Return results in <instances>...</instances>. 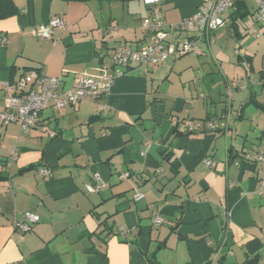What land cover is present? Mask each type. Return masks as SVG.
<instances>
[{
	"label": "crops",
	"instance_id": "obj_1",
	"mask_svg": "<svg viewBox=\"0 0 264 264\" xmlns=\"http://www.w3.org/2000/svg\"><path fill=\"white\" fill-rule=\"evenodd\" d=\"M13 1L18 12L0 19V111L4 85L31 69L62 76L66 88L96 75L118 46L146 39L141 21L152 13L143 0ZM201 1L155 5L169 41L187 36L169 26ZM250 15L241 0L201 34L197 54L133 70L99 101L47 106L27 133L0 120V264H264L263 165L231 163L264 152V26ZM54 16L64 27L38 38ZM210 117L214 130L174 131L175 121L184 129L185 118ZM96 174L102 186L88 192ZM25 211L39 220L22 232L14 223ZM154 213L164 223L152 225Z\"/></svg>",
	"mask_w": 264,
	"mask_h": 264
},
{
	"label": "built area",
	"instance_id": "obj_2",
	"mask_svg": "<svg viewBox=\"0 0 264 264\" xmlns=\"http://www.w3.org/2000/svg\"><path fill=\"white\" fill-rule=\"evenodd\" d=\"M152 10L149 16L142 19L141 25L146 31V39L136 48L128 45L118 46L112 54L110 65L98 66L96 75L80 73L75 77L72 87H63L62 76H48L40 69H31L13 82L4 85L3 106L0 111L2 125L18 123L20 130L27 133L39 120L42 110L51 106L61 108L67 104H74L83 99L101 100L108 93L114 81L133 70L143 66L158 65L166 61L170 56H179L186 53L197 54L202 45L201 34L216 29L224 23L223 15L235 3L236 0H202L197 11L184 17L180 22L171 23L170 30L187 33L183 39L174 42L168 40V30L164 28L165 20L155 9V5L162 0H143ZM255 18L264 26V0H255ZM64 27V21L57 16L51 17L47 23L40 24L34 33L38 38H52L56 29ZM8 39L0 36V46L5 45ZM107 105L100 104V110L105 111ZM176 122H174L175 124ZM181 127L186 132L214 130L217 128V119L210 117L207 120L184 119ZM176 125V124H175ZM17 149L11 150L10 157L15 159ZM261 163L263 172L256 183L258 194L264 197V152H244L239 158H233L231 163L237 165L240 162ZM205 164L215 167V162L205 159ZM48 168L40 169L41 173L48 174ZM122 176H127V172ZM96 174L95 184H86L88 192L98 190L102 184ZM142 193H135L134 198L139 199ZM39 220V216L32 211H25L21 218L16 220L14 227L22 232L31 229V225ZM154 226L164 223V218L154 213L151 218ZM121 236L125 237L128 230L120 229Z\"/></svg>",
	"mask_w": 264,
	"mask_h": 264
},
{
	"label": "trees",
	"instance_id": "obj_3",
	"mask_svg": "<svg viewBox=\"0 0 264 264\" xmlns=\"http://www.w3.org/2000/svg\"><path fill=\"white\" fill-rule=\"evenodd\" d=\"M65 1L86 2V1H90V0H65ZM98 1H120V2H127V1H130V0H98ZM240 1L241 0H236L234 4H237L238 3V5H239ZM17 12H18V10H17V7H16V5H15V3H14L13 0H0V19H4V18H8V17L14 16ZM175 122H176V125H175L174 131H177V132L181 133L183 130H185V129L178 128L177 127V123L178 122L177 121H175ZM201 131H206V130H201ZM194 132H198V131H192V133H194ZM162 153H163V155L167 159L170 158L169 152L163 151ZM30 168H32V166H29L28 168H26V170L27 169H30ZM21 171H23V170H21ZM0 179H2V175L1 174H0ZM252 259L253 258L247 260L243 264H252V261H253ZM148 264H153V261H151L150 258H148Z\"/></svg>",
	"mask_w": 264,
	"mask_h": 264
},
{
	"label": "rangeland",
	"instance_id": "obj_4",
	"mask_svg": "<svg viewBox=\"0 0 264 264\" xmlns=\"http://www.w3.org/2000/svg\"><path fill=\"white\" fill-rule=\"evenodd\" d=\"M245 1H246V4H247V6H248L249 11H251V15L248 17V20H247V21H249V23H251V25H252V24H256V23H254V22H255V21H254L255 19L252 18V15L254 14V11L256 10V7H257V5H256V1H255V0H245ZM231 34H232V36H233V31H231ZM233 39L236 40L234 36H233ZM189 56H191V55H189ZM172 79L176 80V77H173ZM160 83H161V82H160ZM172 84H173V83H172ZM177 84H178V83L176 82V83L172 86V88H173L174 90H176L177 88H179ZM166 85H167V82H163L162 87L165 88Z\"/></svg>",
	"mask_w": 264,
	"mask_h": 264
}]
</instances>
